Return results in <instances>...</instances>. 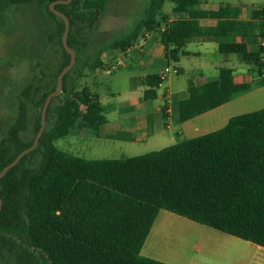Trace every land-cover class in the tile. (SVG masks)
<instances>
[{"label": "trees", "instance_id": "obj_1", "mask_svg": "<svg viewBox=\"0 0 264 264\" xmlns=\"http://www.w3.org/2000/svg\"><path fill=\"white\" fill-rule=\"evenodd\" d=\"M55 1L59 0H0V30L10 7L36 3L56 21L48 42L59 44L63 53L54 76L40 71V78L21 89L16 116L0 140V172L31 146L43 103L70 60L61 44L64 22L49 11ZM166 3L172 5L175 19L163 13ZM105 6L106 0H71L54 6L69 19L67 44L76 57L79 47L87 44L84 34ZM197 6L198 0H151L133 30L109 48L125 50L140 33L154 31L166 58L177 62L188 42L218 38L220 53L239 55L260 74L264 47L253 54L242 43L225 41L242 36V28L224 19L227 10L202 12ZM254 15L262 17L263 11ZM202 18L219 21L214 28H201ZM260 31L264 39L263 21ZM99 64L98 56L82 70ZM71 71L63 77L62 93L49 104L37 147L0 178V264H164L140 254L160 210L264 248V108L231 117L219 130L158 151L86 160L54 145L75 127L98 136L106 122L96 95L78 91L76 83L67 84ZM218 79L190 85L188 98L171 106L173 121L186 122L264 85V78L255 84H235L227 68L219 70ZM144 84L148 88L144 100H154L159 78L148 75ZM28 104L36 110L30 140L24 137ZM35 154L38 160L27 162Z\"/></svg>", "mask_w": 264, "mask_h": 264}, {"label": "crops", "instance_id": "obj_2", "mask_svg": "<svg viewBox=\"0 0 264 264\" xmlns=\"http://www.w3.org/2000/svg\"><path fill=\"white\" fill-rule=\"evenodd\" d=\"M263 8L264 0H198L197 6L202 12L227 10L224 19L236 22L244 34L228 37L225 41L242 43L246 52L253 54L259 51L258 45L264 40L261 39L260 31L262 17L254 15L262 12ZM171 9L172 5L166 3L162 10L169 16V20L176 18ZM218 21L213 18H202L199 20V25L201 28H214ZM219 44L218 38L195 39L181 49L183 54L179 56L177 62H172L166 58L159 37L153 31L142 48L130 44L125 50L110 49L103 58L100 55L98 67L94 70L85 68L80 79L90 76L94 78L96 85H100L99 75L105 73L102 70L104 63L118 58H123L121 69L134 71L136 75L123 79L125 90L122 92H109L108 95L112 96L114 103L109 102L106 94L93 93L86 86L82 87L97 96L102 115L106 120L99 128L96 137H100L101 132V137L105 140L127 146L131 150L151 146L158 151L184 140L219 130L233 116L264 108V85H262L196 118L183 123L173 121L172 104L188 98L190 85L199 87L218 83V73L222 68L232 71V80L235 84H255L264 78V69L258 77L260 74L253 64L243 61L239 55L220 53ZM86 63L88 62H84ZM241 64L248 66L244 67ZM164 67L177 69V75H186V86L177 85L173 91L170 77H167L165 90L159 93L162 82L155 89L156 98L144 100V92L148 89L144 84L146 77L158 76ZM246 101L250 105L249 110H245ZM167 111L169 114L166 113ZM82 130L75 127L71 135H80ZM166 131L173 132L175 136ZM213 240L231 243L237 246L238 250L229 254L222 253L215 244L209 242ZM140 254L164 264H264V248L166 210L158 212Z\"/></svg>", "mask_w": 264, "mask_h": 264}, {"label": "rangeland", "instance_id": "obj_3", "mask_svg": "<svg viewBox=\"0 0 264 264\" xmlns=\"http://www.w3.org/2000/svg\"><path fill=\"white\" fill-rule=\"evenodd\" d=\"M150 1L106 0L104 11L84 34L83 40L87 43L86 46L79 47L76 51L77 57L75 54V63L67 79L69 86L76 83L78 91L86 86L93 93L106 94L109 102H115L112 96L108 95L109 92L120 93L125 90L123 79L127 76H135L134 71L118 68L110 73L105 72L99 75L100 85H96L94 78L90 76L77 80L78 73L82 71L84 62L90 63L100 55L103 58L110 50L109 47L113 41L129 34L136 23L145 16V10ZM6 16V24L0 30V140L5 136L9 124L16 116L21 89L31 80L40 78V71L49 77L54 76L63 56L59 44L48 42V35L53 32L56 21L49 18L38 4L10 7ZM232 57L236 56L232 55ZM109 62L106 61L104 65ZM241 65L248 66L247 64ZM168 77H170L173 91L177 85L186 86V75L170 74ZM166 82L165 80L161 85L159 93L165 90ZM115 96H117L116 93ZM245 103V108H247L245 110H249L250 105L247 101ZM35 115L36 110L28 104V129L24 135L27 140L33 137ZM166 132L175 136L173 132ZM100 134L102 135L101 132ZM101 135L96 137L91 130L83 129L80 135L70 134L59 138L54 145L66 154L86 160L121 159L156 150L151 146L131 150L127 146H120L119 143L109 142ZM38 158L39 156L35 154L27 162H35ZM209 242L215 244L216 248L225 254L238 250L237 246L231 243L216 240Z\"/></svg>", "mask_w": 264, "mask_h": 264}, {"label": "water", "instance_id": "obj_4", "mask_svg": "<svg viewBox=\"0 0 264 264\" xmlns=\"http://www.w3.org/2000/svg\"><path fill=\"white\" fill-rule=\"evenodd\" d=\"M71 0H59V1H55L52 2L49 5V11L52 12L55 16L61 18L64 22V30L61 36V44L63 49L68 53L70 60L69 63L60 71V73L57 76V88L55 89V91L51 92L50 94L47 95L42 109H41V113H40V126L38 131L35 134V137L33 139V142L31 144L30 147H28L27 149L23 150L22 152H20L15 158L14 160L8 164L7 166H5L3 168V170L0 172V178H2L8 170L12 169L13 167H15L19 161L28 153L32 152L38 145V141L42 135V133L44 132L45 129V125H46V112L47 109L49 107V104L52 100V98L60 95L62 93V88H63V77L65 74H67L72 67L74 66L75 63V52L72 48H70L67 44V36L70 30V22L69 19L61 12L57 11L54 9V6L57 4H68ZM1 204L2 201L0 199V209H1Z\"/></svg>", "mask_w": 264, "mask_h": 264}, {"label": "built area", "instance_id": "obj_5", "mask_svg": "<svg viewBox=\"0 0 264 264\" xmlns=\"http://www.w3.org/2000/svg\"><path fill=\"white\" fill-rule=\"evenodd\" d=\"M262 11H263L262 21L264 22V8H263ZM161 31H163V28H161ZM151 32H153V31H144V32L140 33L134 39V41L131 43V45L138 46V47L142 48L147 43ZM259 46L260 47H264V40L260 41ZM261 61L264 62V55L261 57ZM122 65H123V58H118V59H114L111 62L103 65L102 70L104 72H109L110 73V72H113V71L117 70ZM170 74L177 75L178 74V70L174 69V68H170V67H164L162 72L157 76L159 78L161 84H162V82H164L166 80V78ZM166 113L169 114V111H167Z\"/></svg>", "mask_w": 264, "mask_h": 264}]
</instances>
